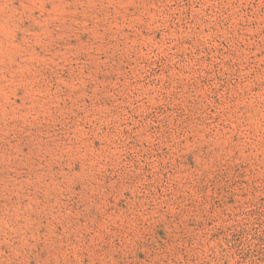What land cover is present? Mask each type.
Masks as SVG:
<instances>
[{"label":"rangeland","instance_id":"374dc122","mask_svg":"<svg viewBox=\"0 0 264 264\" xmlns=\"http://www.w3.org/2000/svg\"><path fill=\"white\" fill-rule=\"evenodd\" d=\"M0 264H264V0H0Z\"/></svg>","mask_w":264,"mask_h":264}]
</instances>
